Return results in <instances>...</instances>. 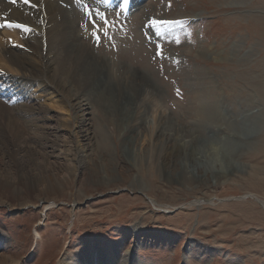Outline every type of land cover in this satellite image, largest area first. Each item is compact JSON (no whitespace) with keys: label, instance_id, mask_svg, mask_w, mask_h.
I'll return each instance as SVG.
<instances>
[{"label":"rangeland","instance_id":"374dc122","mask_svg":"<svg viewBox=\"0 0 264 264\" xmlns=\"http://www.w3.org/2000/svg\"><path fill=\"white\" fill-rule=\"evenodd\" d=\"M109 1L100 0L97 9L114 25L107 37L101 33L96 43L89 17L79 30L92 39L96 56L153 74L163 107L176 119L187 124L202 117L192 147L201 163L190 169L194 179L204 169L206 181L188 187L171 180L181 172L180 158L162 175L151 160L134 161L127 151L134 141L100 108L81 127L91 140L76 138L65 91L21 82L0 64L7 88L0 95L19 114L38 156L52 163L44 172L56 186L37 183L30 195L0 186V264H264V0H141L138 7L130 0L123 11L120 0ZM147 2L138 19L134 11ZM153 20L180 23L157 29L149 26ZM19 28L5 23L0 41L24 48ZM126 56L147 60L149 68ZM154 112L142 129L152 123V130ZM147 134L137 138L138 147H152ZM87 143L92 150L82 167L77 158ZM7 161L0 147V168Z\"/></svg>","mask_w":264,"mask_h":264},{"label":"bare ground","instance_id":"6f19581e","mask_svg":"<svg viewBox=\"0 0 264 264\" xmlns=\"http://www.w3.org/2000/svg\"><path fill=\"white\" fill-rule=\"evenodd\" d=\"M23 1L0 0V29L7 22L23 27L19 28L17 31L19 36H17L24 45V48H16L8 41L6 43L0 41L1 65L19 73L21 82H28L32 79V83L38 86L42 84L47 89L59 86L60 91H65L64 96L68 97L70 101L68 104L72 109V119L76 124V138L80 136L86 140H91V134L82 133L83 128L81 127L87 119L85 115L90 114L92 109L100 108L99 110L106 114L108 120L119 124L121 131L124 129L127 131L128 136L126 138L134 141V144L133 142L129 143L127 150L134 161L141 160L140 162L145 164V162L150 163L151 160L152 168L162 175L172 170L175 158H180L183 164L181 172L172 177L171 180L186 184L188 187L206 181L204 169L205 172L202 169L198 171L200 172L198 178L194 179L191 176V169L192 171L198 170V166L193 164L194 161L201 163L192 147L196 145V141L200 137L199 123L202 117L197 114V117L191 122L187 121V124L176 119L170 110L163 107L164 93L153 74L152 76L151 74L146 75V71H135L132 66L121 63L123 66H118L119 61H113L106 54L100 52V57H98L99 55L96 56V51L94 52L90 46L92 39L79 30V27L83 26L85 17H88L86 11H84L85 16L81 13L80 7L86 9L87 5L88 10L97 11L100 0H79L76 2L73 0ZM29 2L33 5V9L26 8ZM132 2L133 6L134 4L136 6L141 0H132ZM148 3L141 5V8L134 11L138 19H142V8ZM3 31L5 30L3 29ZM10 32H7V36H11ZM43 48L46 50L45 56L41 53ZM137 50L140 51V48ZM126 51L127 49H125V55ZM122 57L121 59H123ZM127 57L124 58L129 60L130 64L140 65L146 70L149 68L147 60L143 64L133 63V57ZM6 89L5 85L0 84V91H6ZM11 104L0 95V147L9 158V161L0 168L2 171L0 186L3 189H13L18 186L19 189H25L29 195L32 190L37 189L35 187L37 183L44 184L45 190L55 189L56 186L51 182L50 174L47 175V171L44 172L45 167L50 168L52 163L42 160L38 156L39 153L36 148L33 149L34 146L25 136L23 121L20 120L19 114L17 115ZM135 105H138L136 112L133 110ZM60 106L65 109L66 113L65 106L62 103ZM154 106H159L161 109L158 108L154 112ZM150 112L156 113L155 116L151 113V119H155V124L152 126V130V123L148 124L146 129H142L143 124L148 121ZM206 126H208V122ZM246 130L250 132L246 133L247 131L244 130L243 133L248 137L252 132L249 129ZM146 133H150L147 135L152 137L150 149L138 147L135 142L141 134L146 136ZM81 150L83 152L81 156L75 158L78 160L77 164L83 167L85 162L88 163L86 157L90 158V152L86 154L87 151L92 150L90 143L82 145ZM31 163L34 165L31 166ZM15 193L17 196L18 191ZM198 201L196 202L197 206ZM87 264H91V260L87 261ZM103 264H111V262H104Z\"/></svg>","mask_w":264,"mask_h":264},{"label":"snow or ice","instance_id":"6c2138e0","mask_svg":"<svg viewBox=\"0 0 264 264\" xmlns=\"http://www.w3.org/2000/svg\"><path fill=\"white\" fill-rule=\"evenodd\" d=\"M103 3H108L109 0H102ZM130 3V0H120V4L118 5V8L121 9V11L126 10L128 4ZM121 12H117V16H119ZM88 17H89V22L91 27L93 28L92 36L94 37L95 41L97 44L100 43V34L104 37L108 36V31L107 29L109 27H113L107 17V14L104 12L100 11H93L91 9L88 10ZM180 23V21H168V20H153L150 22L151 27L159 29L160 27L163 26H170L172 24ZM159 34V32H157ZM161 55L159 51V46L157 50V56Z\"/></svg>","mask_w":264,"mask_h":264},{"label":"water","instance_id":"95a60500","mask_svg":"<svg viewBox=\"0 0 264 264\" xmlns=\"http://www.w3.org/2000/svg\"><path fill=\"white\" fill-rule=\"evenodd\" d=\"M197 202V201H196ZM196 202H193L192 204H196ZM202 201H200V203H201Z\"/></svg>","mask_w":264,"mask_h":264}]
</instances>
